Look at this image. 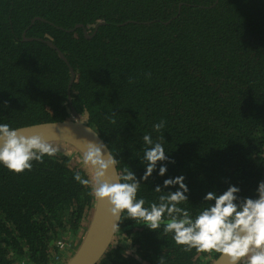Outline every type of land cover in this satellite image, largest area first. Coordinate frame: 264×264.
Here are the masks:
<instances>
[{"label":"trees","instance_id":"obj_1","mask_svg":"<svg viewBox=\"0 0 264 264\" xmlns=\"http://www.w3.org/2000/svg\"><path fill=\"white\" fill-rule=\"evenodd\" d=\"M50 39L64 54L39 40ZM150 74V75H149ZM93 126L133 171L145 207L163 181L183 175L180 206L195 216L204 196L229 185L256 198L264 164V0H0V124L70 118ZM165 121L161 132L153 125ZM174 161H158L147 180L143 135ZM63 145V144H62ZM65 146V145H63ZM166 166L164 175L159 167ZM88 169L61 150L14 173L0 165V264H63L93 205L73 177ZM208 203H214L209 201ZM91 212V210H90ZM219 253L185 252L163 228L122 213L96 264H208Z\"/></svg>","mask_w":264,"mask_h":264},{"label":"clouds","instance_id":"obj_2","mask_svg":"<svg viewBox=\"0 0 264 264\" xmlns=\"http://www.w3.org/2000/svg\"><path fill=\"white\" fill-rule=\"evenodd\" d=\"M164 125L165 121L161 120L153 125V130L161 132ZM163 139V135L158 141L150 134L143 135L145 148L141 162L145 164V172L141 180L151 176L158 161L174 163L165 155L160 142ZM103 149H107L106 158ZM60 151L59 146L40 133L24 134L6 123L0 124V165L14 173L31 170L33 161L43 162L45 156L52 158ZM81 151L83 163L92 169V176L86 179L76 171L73 178L89 186L95 198L106 200L108 211L116 221L126 213L127 218L150 230L162 227L185 252L195 249L200 253H220L227 257L228 264H264V181L258 182L256 198L241 199L236 195L240 189L232 185L219 195L209 191L203 198L207 206L192 216L180 206L188 201L185 193L189 191L183 175L163 181L165 188L178 185L176 191H164L157 185L154 188L160 193L157 201L145 207V199L137 198L140 181L128 168L123 169V174L115 172L118 161L107 145L86 140ZM110 168L114 169L112 175L108 174ZM166 170V166L161 165L158 174L162 176ZM158 264H165L163 256L158 257Z\"/></svg>","mask_w":264,"mask_h":264},{"label":"water","instance_id":"obj_3","mask_svg":"<svg viewBox=\"0 0 264 264\" xmlns=\"http://www.w3.org/2000/svg\"><path fill=\"white\" fill-rule=\"evenodd\" d=\"M23 39L42 41L58 52V55L65 61L70 69L71 76L69 77V89L70 84L74 80L73 77H75V74L64 54L54 45V43L50 39L39 37L23 36ZM71 115L70 118L27 124L15 128L24 134L40 133L44 135L45 138H49L54 145L63 144L70 151H73L74 155H77L83 162L81 149L86 140H92L97 143L103 142L104 144L105 142L98 131L73 108L71 109ZM103 151L106 158L107 149H103ZM85 167L88 169L90 176H92V169L87 165H85ZM113 172L114 169L112 168L108 170L109 175H112ZM115 172L120 173L117 164L115 166ZM262 179V181H264V164ZM93 200L89 220L84 232L73 253L63 264H96L112 243L117 229L116 223L119 224V221H116L109 213V205L106 200H99L95 197ZM208 264H228V260L226 256L219 253L215 258H212Z\"/></svg>","mask_w":264,"mask_h":264},{"label":"rangeland","instance_id":"obj_4","mask_svg":"<svg viewBox=\"0 0 264 264\" xmlns=\"http://www.w3.org/2000/svg\"><path fill=\"white\" fill-rule=\"evenodd\" d=\"M57 146H59L61 148V150H66V151L68 150V151H70L68 148H66L63 145H57ZM76 157H78V156L76 155ZM89 216H90V210L88 212L87 217L85 218V222L82 224V228H81L80 232L78 233L77 238L75 239V242L73 243V245L72 246L70 245L68 247H65V246H67V245H65L63 247V249H64L63 250L64 258L61 261L65 262V260L73 253L74 249L76 248V245L78 244V242H79V240L81 238V235L84 232V229H85V227L87 225V222L89 220Z\"/></svg>","mask_w":264,"mask_h":264},{"label":"built area","instance_id":"obj_5","mask_svg":"<svg viewBox=\"0 0 264 264\" xmlns=\"http://www.w3.org/2000/svg\"><path fill=\"white\" fill-rule=\"evenodd\" d=\"M56 245L58 246V248H63L66 245V243L62 240H59L56 242ZM16 264H32V263L22 261V262H18Z\"/></svg>","mask_w":264,"mask_h":264}]
</instances>
